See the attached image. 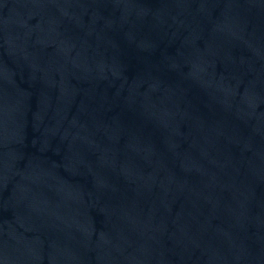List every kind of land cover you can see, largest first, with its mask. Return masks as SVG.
I'll list each match as a JSON object with an SVG mask.
<instances>
[{
    "label": "water",
    "instance_id": "obj_1",
    "mask_svg": "<svg viewBox=\"0 0 264 264\" xmlns=\"http://www.w3.org/2000/svg\"><path fill=\"white\" fill-rule=\"evenodd\" d=\"M0 264H264V0H0Z\"/></svg>",
    "mask_w": 264,
    "mask_h": 264
}]
</instances>
